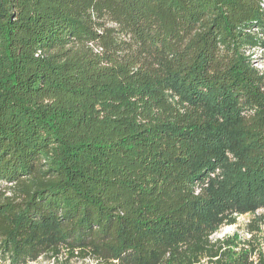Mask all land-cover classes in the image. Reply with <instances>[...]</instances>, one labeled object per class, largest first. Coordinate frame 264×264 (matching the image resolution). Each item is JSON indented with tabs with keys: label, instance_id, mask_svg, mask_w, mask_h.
Returning a JSON list of instances; mask_svg holds the SVG:
<instances>
[{
	"label": "trees",
	"instance_id": "obj_1",
	"mask_svg": "<svg viewBox=\"0 0 264 264\" xmlns=\"http://www.w3.org/2000/svg\"><path fill=\"white\" fill-rule=\"evenodd\" d=\"M264 0H0V264H264Z\"/></svg>",
	"mask_w": 264,
	"mask_h": 264
},
{
	"label": "rangeland",
	"instance_id": "obj_2",
	"mask_svg": "<svg viewBox=\"0 0 264 264\" xmlns=\"http://www.w3.org/2000/svg\"><path fill=\"white\" fill-rule=\"evenodd\" d=\"M257 66L260 69L264 70V52L262 53L261 51L257 52ZM264 215V211L263 212H259L255 215L253 214H248V215H243L237 218V223L233 226H227L222 228L218 233H217V237H224L226 235H232L235 233L240 234L243 237H246L248 234L246 232L247 229V225L255 218H257L258 216ZM36 264H53V262H49L46 260H40L39 262H37ZM74 264H80V263H74Z\"/></svg>",
	"mask_w": 264,
	"mask_h": 264
}]
</instances>
